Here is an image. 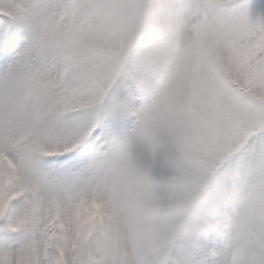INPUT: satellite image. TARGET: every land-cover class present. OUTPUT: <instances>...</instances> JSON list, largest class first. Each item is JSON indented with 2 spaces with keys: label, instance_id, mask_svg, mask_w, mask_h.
Segmentation results:
<instances>
[{
  "label": "snow or ice",
  "instance_id": "obj_1",
  "mask_svg": "<svg viewBox=\"0 0 264 264\" xmlns=\"http://www.w3.org/2000/svg\"><path fill=\"white\" fill-rule=\"evenodd\" d=\"M117 2L0 0V264H264V0H198L196 79L171 116L145 105ZM146 125L175 185L239 190L211 233L161 243L137 219L156 171L126 140Z\"/></svg>",
  "mask_w": 264,
  "mask_h": 264
},
{
  "label": "rangeland",
  "instance_id": "obj_2",
  "mask_svg": "<svg viewBox=\"0 0 264 264\" xmlns=\"http://www.w3.org/2000/svg\"><path fill=\"white\" fill-rule=\"evenodd\" d=\"M154 19L135 36L132 71L140 74L141 93L148 108L171 116L185 105L196 79L192 63L199 60L195 43L200 26L198 0H145ZM126 147L138 161L153 167L166 154L164 145L154 144L149 125L129 133Z\"/></svg>",
  "mask_w": 264,
  "mask_h": 264
},
{
  "label": "clouds",
  "instance_id": "obj_3",
  "mask_svg": "<svg viewBox=\"0 0 264 264\" xmlns=\"http://www.w3.org/2000/svg\"><path fill=\"white\" fill-rule=\"evenodd\" d=\"M117 8L123 17L136 19V25L129 29L135 36L140 35L155 15L142 0H118ZM154 169L156 176L151 189L144 193L153 203L147 209L141 208L137 219L145 224L159 220L161 243L171 236L190 233L194 225H202L204 235L211 233L220 226V218L228 215V209L235 208L239 200V190L219 178H205L207 186L203 190L190 183L175 185L172 179L175 162L171 154L164 155ZM224 226L230 234L233 228L231 216Z\"/></svg>",
  "mask_w": 264,
  "mask_h": 264
}]
</instances>
